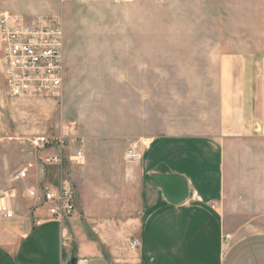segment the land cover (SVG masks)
<instances>
[{"label": "crops", "instance_id": "obj_1", "mask_svg": "<svg viewBox=\"0 0 264 264\" xmlns=\"http://www.w3.org/2000/svg\"><path fill=\"white\" fill-rule=\"evenodd\" d=\"M63 33L65 94L78 86L72 62L83 51L86 58L103 55L117 62L157 59L156 37L88 40L78 43L86 45L82 51L64 28ZM163 44L166 55L196 61V82L181 85L185 95L178 105L165 104L156 113L145 102L132 115L119 112L106 132L90 125V107L65 109L63 115L77 118L85 136V152L75 149L81 160L72 161L81 166L70 178L78 212L64 222L37 223L46 211H29L27 190L37 188L44 173L30 169L26 204L14 219L0 220V264H264V36ZM109 85L123 90L124 77ZM70 123L75 132L76 121L66 128ZM112 136L143 146L127 160L126 142ZM106 154L100 169L97 159ZM87 167L94 175L84 181ZM156 175L183 178L190 196L170 203Z\"/></svg>", "mask_w": 264, "mask_h": 264}, {"label": "rangeland", "instance_id": "obj_2", "mask_svg": "<svg viewBox=\"0 0 264 264\" xmlns=\"http://www.w3.org/2000/svg\"><path fill=\"white\" fill-rule=\"evenodd\" d=\"M3 12L20 13L26 19L37 16L57 19L68 41L76 43L82 51L86 45L78 44L80 42L115 40L118 36L156 37L158 49L157 59L151 62H117L103 55L86 58L83 51L72 62L77 70L76 89L65 94L63 84L59 96L47 100L10 98L6 93L0 53V195L15 190L16 215L26 204L22 199L33 182L31 173L44 172L41 157L56 153L55 150H35L34 138L68 134L67 141L71 145H66V154L71 155L78 147L85 152L83 126L77 118L65 117V109L90 107L93 112L90 125L104 132L109 131L107 126L117 124L119 112L132 115L145 102H152L156 113L164 111L165 104L178 105L180 97L185 95L179 91L181 85L196 82L197 70L195 60L175 59L178 54L174 52L166 55L167 46L163 43L190 37L264 36V0H0V14ZM120 75L124 77L125 88L117 90L113 85V90H109V83ZM69 121H76L75 132L69 131V126L66 128ZM111 138L126 142L125 155L133 144L137 150L143 146V142L131 138ZM107 155L96 159H108ZM101 162L98 166L104 169L105 163L101 165ZM30 163L33 165L28 180L10 181L13 172ZM80 166L65 162L47 167L44 172L46 181L53 184L69 180L76 192L77 206L78 191L70 178ZM93 175L92 168L87 167L81 178L89 181Z\"/></svg>", "mask_w": 264, "mask_h": 264}, {"label": "built area", "instance_id": "obj_3", "mask_svg": "<svg viewBox=\"0 0 264 264\" xmlns=\"http://www.w3.org/2000/svg\"><path fill=\"white\" fill-rule=\"evenodd\" d=\"M63 31L60 22L54 18L37 16L26 19L22 16L0 14V53L2 74L6 84V93L10 98L47 100L58 97L64 78L62 57ZM75 124H69V131ZM68 135L40 136L32 141L35 150H55L56 153L41 158L42 168L60 166L65 162L81 160L82 152L76 151L73 157L66 154ZM137 146L133 144L127 150V160H134ZM32 164L12 174V182L28 180ZM42 170V174H43ZM32 200L31 212L45 210L46 217L37 220L64 222L78 212L76 192L68 180L53 184L43 177L37 188L28 189ZM17 195L14 189L0 195V220H12L16 217L14 201ZM65 240L68 239L66 236ZM133 244L138 245L137 242Z\"/></svg>", "mask_w": 264, "mask_h": 264}, {"label": "water", "instance_id": "obj_4", "mask_svg": "<svg viewBox=\"0 0 264 264\" xmlns=\"http://www.w3.org/2000/svg\"><path fill=\"white\" fill-rule=\"evenodd\" d=\"M153 178L172 204H179L190 196L188 185L183 178L173 175H156Z\"/></svg>", "mask_w": 264, "mask_h": 264}]
</instances>
